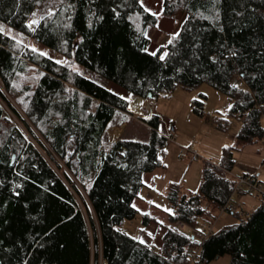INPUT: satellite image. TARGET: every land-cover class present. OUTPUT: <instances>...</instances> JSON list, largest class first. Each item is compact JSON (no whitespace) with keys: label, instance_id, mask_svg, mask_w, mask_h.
<instances>
[{"label":"trees","instance_id":"16d2710c","mask_svg":"<svg viewBox=\"0 0 264 264\" xmlns=\"http://www.w3.org/2000/svg\"><path fill=\"white\" fill-rule=\"evenodd\" d=\"M35 11L41 20L29 30ZM180 12L165 49L150 52L145 33L157 18L139 0H0V23L121 89L111 91L0 31V101L24 130L0 104V264H189L199 244L193 264L225 255L229 264H264V202L245 220L227 208L232 149L223 150L219 164L203 165L199 192L186 196L170 187V226L159 247L119 229L137 215L143 177L162 167L166 143L154 114L143 120L148 143L104 140L117 116L124 123L132 99L208 84L241 118V144L264 138V0H163L165 16ZM192 104L202 117V102ZM203 200L216 211L226 207L237 221L196 243L176 226L195 233L207 213ZM150 220L145 216L144 226Z\"/></svg>","mask_w":264,"mask_h":264},{"label":"rangeland","instance_id":"374dc122","mask_svg":"<svg viewBox=\"0 0 264 264\" xmlns=\"http://www.w3.org/2000/svg\"><path fill=\"white\" fill-rule=\"evenodd\" d=\"M139 1L148 12L157 18L156 25L149 27L145 33L150 41L149 51L165 49L172 35L180 27L184 17L183 13L168 17L163 14V0ZM47 11L46 16L49 17L55 11L54 6L51 5ZM40 20L35 11L26 22L27 28L33 30ZM0 31L15 39L24 48L28 47L36 52L44 53L58 63L67 64L71 70L80 75L94 79L109 90L120 93L121 89L84 67L74 64L71 58L61 56L36 44L5 24L0 23ZM33 74L34 71L29 70L28 76L31 77ZM235 84L242 86L241 83L235 82ZM164 94L158 95L154 100L144 99L145 106L148 107L139 106L138 112L132 108L135 98L132 99L128 113L124 115L128 121L127 124L124 126L119 124L121 115L117 116L104 136L106 141L131 139L140 143H148L151 129L143 120L148 119L150 113L160 117L158 133L166 138L162 167L152 174L144 175V186L140 190L139 199L134 202L138 213L133 220L124 221L119 228L131 238L149 243L154 247L160 246L162 235L170 226L169 216L172 214V209L166 198L170 187L173 185L179 187L180 193L186 196L199 192L203 165L206 162L213 165L219 164L225 148L232 149L233 153L234 166L230 175H237L236 177L243 174L257 175L259 180L264 182V138L252 144L240 143L238 134L242 120L237 115H230L231 103L224 93L208 84H202L191 89L176 86L171 92ZM193 101L202 102V117L193 111ZM0 104L10 121L23 130L21 124L6 106L1 101ZM171 125L176 131L174 142L167 139ZM262 126L264 127V120ZM260 204L261 201L257 199L255 192L245 187L241 193L232 195L230 206L237 212H252ZM202 207L207 209V213L197 220L195 227L197 233H194L190 226L185 225L183 229L176 226L177 230L184 235L189 237L195 235L196 243H201V235L198 234L208 232L210 228L213 232H218L237 221L228 212L221 213L212 207H207L205 200L202 201ZM145 216L151 219L147 226L143 223ZM229 262V256L225 255L209 264H229Z\"/></svg>","mask_w":264,"mask_h":264},{"label":"built area","instance_id":"2783aa9c","mask_svg":"<svg viewBox=\"0 0 264 264\" xmlns=\"http://www.w3.org/2000/svg\"><path fill=\"white\" fill-rule=\"evenodd\" d=\"M175 137H176V131H175L174 126L171 125L169 126V129H168L167 139H169L171 142H174ZM234 183L235 185H234V190H233L232 195L234 193H241L242 190L246 187L248 190L255 192L258 200H260L261 202H264V182L260 181L257 175H246V174L240 175L234 179ZM232 195H231L230 203L232 200ZM230 203L227 208L233 209L232 211H234V208H231ZM227 208L226 207L222 208L220 210L221 213L225 212ZM239 215L245 220L250 217L251 212L240 211ZM177 224L181 229L184 228V225L182 222H178ZM210 232H212V228H210L208 232L199 234V236L201 235V242L205 240L206 236ZM191 253L192 254H191V259H190L189 264H193L195 261H198L199 253H200V244L197 245Z\"/></svg>","mask_w":264,"mask_h":264},{"label":"crops","instance_id":"0c3cea01","mask_svg":"<svg viewBox=\"0 0 264 264\" xmlns=\"http://www.w3.org/2000/svg\"><path fill=\"white\" fill-rule=\"evenodd\" d=\"M163 95H165V94H163ZM135 101H142V103H141V105H140V107L142 106V108H145V107H148V106H145V103H144V99H141V98H135L134 99ZM147 103V102H146ZM130 108V107H129ZM132 114V113H131ZM140 114H141V112H140ZM153 114V113H152ZM122 115H127V114H122ZM150 115H151V113H150ZM128 117H130L129 115H128ZM158 118L160 119V117L158 116ZM127 122L128 121H124V123H123V125L122 126H124L125 124H127ZM115 140H117L116 138H115ZM124 140H127V141H129V140H131V139H124ZM231 174V173H230ZM230 174H228V177L230 178V179H232V180H234L235 178H236V176H232V175H230Z\"/></svg>","mask_w":264,"mask_h":264},{"label":"bare ground","instance_id":"6f19581e","mask_svg":"<svg viewBox=\"0 0 264 264\" xmlns=\"http://www.w3.org/2000/svg\"><path fill=\"white\" fill-rule=\"evenodd\" d=\"M142 101H134L132 104V108L138 112V107L141 105Z\"/></svg>","mask_w":264,"mask_h":264},{"label":"snow or ice","instance_id":"6c2138e0","mask_svg":"<svg viewBox=\"0 0 264 264\" xmlns=\"http://www.w3.org/2000/svg\"><path fill=\"white\" fill-rule=\"evenodd\" d=\"M42 55H44V53H41ZM163 59V57H161ZM143 242V241H142Z\"/></svg>","mask_w":264,"mask_h":264}]
</instances>
